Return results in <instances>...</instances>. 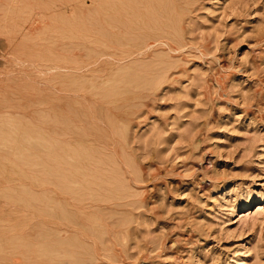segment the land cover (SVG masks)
<instances>
[{
	"label": "rangeland",
	"instance_id": "374dc122",
	"mask_svg": "<svg viewBox=\"0 0 264 264\" xmlns=\"http://www.w3.org/2000/svg\"><path fill=\"white\" fill-rule=\"evenodd\" d=\"M0 264H264V0H0Z\"/></svg>",
	"mask_w": 264,
	"mask_h": 264
},
{
	"label": "bare ground",
	"instance_id": "6f19581e",
	"mask_svg": "<svg viewBox=\"0 0 264 264\" xmlns=\"http://www.w3.org/2000/svg\"><path fill=\"white\" fill-rule=\"evenodd\" d=\"M119 19V21L121 22L122 20H121V17H119V18H117V20ZM125 20H127L128 21V18L127 17H125ZM52 155V154H51Z\"/></svg>",
	"mask_w": 264,
	"mask_h": 264
}]
</instances>
